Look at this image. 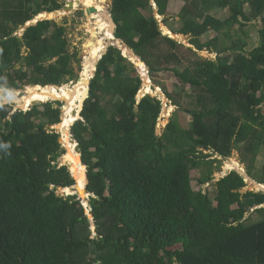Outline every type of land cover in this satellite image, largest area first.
Here are the masks:
<instances>
[{
	"label": "trees",
	"instance_id": "trees-1",
	"mask_svg": "<svg viewBox=\"0 0 264 264\" xmlns=\"http://www.w3.org/2000/svg\"><path fill=\"white\" fill-rule=\"evenodd\" d=\"M111 1L115 37L140 56L152 78L179 80L173 92L154 83L191 116L189 127L174 112L162 134L156 133L162 100L149 93L137 99L141 77L111 45L90 81L84 120L72 125L93 195L92 238L79 196L57 195L58 188L76 184L66 165L54 167L66 152L60 133L47 125L61 122L62 109L44 103L42 109L32 105L12 112L1 105L0 264H264V221L247 226L245 219L264 205V192L242 191L247 182L233 170L215 182L212 199L194 189L190 174L203 167L199 183L211 182L213 164L220 160L212 157L231 156L242 144L252 152L248 175L264 183V166L254 174L264 144V0H185L181 27L165 18L164 23L191 36L193 46L161 30L153 2L166 17L169 0ZM60 8L56 0H0V89L72 80L77 54L70 53L63 26L46 34L55 23L43 19L16 34L38 13ZM212 8H228L229 16L217 18ZM251 15L263 20L262 40L248 53L242 38L230 46H222L219 35L201 41L210 30L242 24ZM205 48L216 59L192 58ZM184 60L191 65L180 70Z\"/></svg>",
	"mask_w": 264,
	"mask_h": 264
},
{
	"label": "rangeland",
	"instance_id": "rangeland-1",
	"mask_svg": "<svg viewBox=\"0 0 264 264\" xmlns=\"http://www.w3.org/2000/svg\"><path fill=\"white\" fill-rule=\"evenodd\" d=\"M42 1L43 0H38V3H42ZM56 1L61 4V8L59 10H62L63 2H66L68 0H56ZM90 1H93L97 5H103V6L90 7L89 5H86L82 2L77 3L78 5L75 6V0H74L73 1L74 8L70 9V11L68 9H66L68 11H65L66 13L65 12L62 13L61 16H57V15L47 16L45 13H40V14L35 16V18H37V19H40L43 17L44 19H50L55 23L53 26H51L46 31V34H51L54 27L63 26L65 28L64 37H66L68 40V49H69L71 54H73L74 52H76V54H77L72 59V66H73V71H74L73 78H72V80H70L69 82H67L66 84H63V85H69V84L73 85L74 83H78L79 80L82 79L84 72H85V64L84 63L87 61L88 57H89V59L92 58L93 50L95 49L96 44L99 42V46L103 45L102 36H105L106 38H111V37H108L106 35L107 28L106 27L104 28L105 23L110 22V25L112 26L111 27V33L113 32V30H112L113 25L111 23V18H110V16H111L110 7H111L112 1L111 0H108L105 2H101V0H90ZM49 5L50 4H47L46 6H49ZM184 5H185V0H169L168 7H167V14L165 15L166 17H164L163 15H159L157 13V7L153 6V8H154L153 14L158 19V21L160 22V28L164 34L170 36V34H167L165 32V28L169 29V27L167 25H165L164 18H165V20H167L168 25L171 24L176 29H179L181 27L182 20L180 19L179 15L183 10ZM31 7L33 9H35L34 5H32ZM102 7H104V8H102ZM90 8H94L97 12L92 17H90L91 16V14L89 12ZM250 9H251V6L247 3L245 5V10L247 11V13H251ZM228 10H229L228 8H224V9L223 8H212L210 13L212 15H214L215 17L224 20L229 16ZM54 11H57V10H54ZM54 11H52V12H54ZM99 12H101V13H99ZM100 15L101 16H108L107 17L108 19H106L104 22H100L99 21ZM262 27H263L262 18L260 16L254 17L251 15V20L247 21V22L243 20L242 24H239V23L234 24L231 28L225 27V28H223V30H221L219 32H216L214 30H210L209 32L205 33L201 37V41L207 42V41L211 40L213 37L219 35L220 44L222 46H225V45L230 46V45H232L233 40L242 38L246 42L245 52L248 53L249 51H251L252 49L257 47L258 45H260L261 40H262L260 31H261ZM24 29H25V27H20L17 30L16 34L20 36ZM170 31H172V30H170ZM89 35H92L93 37H95L96 42L94 44H92L89 48L84 49V44L88 40ZM112 35L114 36L113 33H112ZM170 37H172V36H170ZM173 38L176 39L177 41L181 42V43H184L186 46H193L192 44H190L191 36H189V35L181 34L180 38H175V37H173ZM105 43H107L106 44L107 47L103 53H105L107 51V49L109 48V45L111 43L117 47L118 46L122 47L121 42L117 39H115V41H113V40L109 41L107 39V40H105ZM122 51L125 55L130 57V55L127 54V52H128L127 48L122 47ZM91 54H92V56H91ZM226 54L228 55L231 53H226ZM232 55H233V53L229 56L232 57ZM133 56H134V53L132 52L131 53L132 59H136L137 62L138 61L142 62L141 60H139L138 57L134 58ZM197 56H202V57H206V58L214 60V59H216L217 54H216V52L207 50L205 48L201 51H198L197 54H195L194 57H192V58H195ZM190 60H192V59H190ZM183 62H185L186 64L184 63L180 67V70L182 68H184V66H186L187 64L191 65L189 60H184ZM137 64L139 66L142 65L139 62ZM16 67H18V65ZM142 72L144 73V75H146V80L143 84V87L142 86L140 87V91L137 95V99H139V98L143 97V95L149 93L150 95L157 97L158 99H161L162 104H163L162 112H161L160 117H159L158 122H157L156 133L158 135L162 134V132H163L165 126L167 125V123L169 122L170 118L174 116V112H175V116L178 119V121L180 122V124L183 127H186V128L189 127L190 121L192 119L191 116L187 112H185L181 109H178V107H176L175 105H172V103H170V101H168V99H167L168 97L163 92V90L159 86H157L156 83H154V79H155L157 82L165 84L167 86L168 90L170 92H173L176 89V85H180L179 80L174 76H171L169 78H166V77L162 78L161 76L159 78H152L150 76L151 79L149 80V77L147 76L146 65H145L144 69L142 70ZM160 75H163V73H161ZM68 78L69 77H66V79H68ZM4 89H7V88H1L0 89V106L4 105V104H8L10 106V109L12 112L14 110H17V109L21 110L19 108V104H17L18 102L16 103L15 102L16 100H14V99H16V98L21 99L24 96L25 87L23 89H16V90L9 89L11 91H14V95L12 96V98H9V99H3L2 98V94L4 92ZM185 90L190 91V85L186 86ZM57 101L60 104H56ZM44 103H49L54 108L59 107L60 109H62V113H60L61 122L64 120V118H63L64 117V107H65L64 100L48 99L47 101H43L41 104L38 105L39 109H42V104H44ZM60 105H62V106H60ZM29 108L30 107H28V109ZM78 110H75V111H78ZM262 110L264 112V105H262ZM23 111H25V110H23ZM75 115H77V114L75 113L73 115V120L68 127L69 134L71 133L72 138H74L73 133H72V124L75 120L78 119V118L75 119ZM61 122H59V123H61ZM58 124L47 125V129L50 131L60 133V136L62 137V131H61V129H59L57 127ZM61 144H62V147L65 149V152L67 153L68 152V146H66L63 142H61ZM240 147H241L240 149H233L231 156H225L224 157V156H221V155L216 153V155H214L212 157V158L217 157L221 161L218 160V162H215L213 164V168H216V169H214L213 179L209 183L201 185L198 181V179L201 178V176H202L203 167L201 169H193L190 174H191V177L193 179L192 185H193L194 189H196V190L202 189L203 191H207V193L210 194V197L212 199H214L215 194H216L215 182L218 181L221 177L225 176L230 170L231 171L236 170V171L243 173V175L246 179V182H247L246 187L242 191L245 192L248 190H253V191L261 190V187H257L258 182L256 181V179L254 180L252 177H249L245 172L247 170V163L252 158L251 148L246 146V145L243 146L242 144L240 145ZM207 152H209V151H207ZM66 153L63 154L59 158V160H57V162L54 163V167H55V165H57L58 167H59V165L60 166L65 165ZM80 157H81V154H80ZM244 158L246 159L245 162H243ZM80 162L82 163L81 158H80ZM235 162H237L238 164H235ZM66 163H69V162L66 161ZM220 163H221V165H220ZM254 163H255L254 174L259 176V173L262 172V167L264 166V144L261 146L257 155L255 156V162ZM84 168H85V172H86V166L85 165H84ZM71 169L72 168L69 166L70 171H71ZM71 174L73 175V177L75 178V181H76V184H75L76 193H75V195L79 196V199L82 201L83 206L86 209V214L90 219V224H91L90 228L92 231V238H95L97 235L96 234V225H95V222L93 220V216L90 213L91 212V206L89 205L90 199H91V197H93V195L87 189V186L89 185L88 180H87V183L85 185V188L87 190V196L84 198L76 187L77 179H76L75 175L72 173V171H71ZM67 190H69V191H67ZM262 191L264 192V190H262ZM71 194H74V192L71 191L69 188L68 189L58 188L57 195L60 197H67V196H70ZM245 219H246V225L247 226L261 222V221H264V206L263 207H254L250 213L246 214Z\"/></svg>",
	"mask_w": 264,
	"mask_h": 264
},
{
	"label": "bare ground",
	"instance_id": "bare-ground-1",
	"mask_svg": "<svg viewBox=\"0 0 264 264\" xmlns=\"http://www.w3.org/2000/svg\"><path fill=\"white\" fill-rule=\"evenodd\" d=\"M105 1H108V0H103V1L101 0V2H105ZM80 2H82L86 5H89L90 7L103 6V5H97L96 3H94L93 1H90V0H75V6L78 5L77 3H80ZM102 8H104V7H102ZM92 9H94V8H90V10H89V12L91 14L90 17L94 16L97 13L96 11H92ZM65 11H68V10L62 9L59 11L57 10V11L49 12V13H46V12H41V13H45L47 16H55V15L61 16L62 13H64ZM99 13H101V12H99ZM38 14H40V13H38ZM107 17L108 16H101L100 15L99 21L104 22L106 19H108ZM34 19H37V18L34 17ZM40 19H44V18L42 17ZM105 27L107 28L106 35L108 37H111V38H106L105 36H102L103 45L99 46V42H98L95 46V49L93 48L94 49L93 50V56L91 54L92 58L89 59V57H88V59H87L85 57L87 59V61L84 63L85 64V72H84L82 79L79 80L78 83H74L73 85L69 84V85H61V86H57V85H45V86L33 85V86H30L29 85V86L25 87L24 96L21 99H19V98L14 99V100H16L15 101L16 103L18 102L17 104H19V108L21 110L22 109L27 110L28 107H30L32 101H34V100H42V101H47L48 99L64 100V102H65L64 117H63L64 120L59 124L57 123L58 124L57 127L59 129H61V131H62V137L60 136L58 138H60V141L63 142L66 146H68V152L65 155V159H66V161L69 162L67 164H68V166H70L72 168L71 171L77 179L76 187L84 198L87 196V190L85 188V185L87 183L86 172H85L84 164H82L83 162L82 163L80 162V158H81L80 157V151L77 149V144L72 141V139H71L72 136H71V133L69 134L68 127L73 120V115H74L73 113L75 112V110H78L80 108L83 100L87 97V94H88L87 88H88V84L90 82V79L93 76V70L95 68L96 63L98 62V59L100 58V56L102 54H104L103 52L105 51V49L107 47L106 44L108 42L105 43V40L108 39L109 41H111V40L115 41V38L111 33V27L112 26L110 25V22L105 23L104 28ZM165 32L167 34H170V36L175 37V38L181 37L180 34L173 33L172 31H170L171 32L170 33L168 28H165ZM133 57L136 58V55L134 54ZM140 67L143 70L145 66L141 65ZM13 95H14V91H11L9 89H4V92L2 94V98L3 99H9V98H12ZM77 118H78L77 115H75V119H77ZM235 164H238V163L235 162ZM239 173H242V172H239ZM262 184L263 183H259V184L257 183V187H261V189H264V184L263 185ZM67 191H69V190H67Z\"/></svg>",
	"mask_w": 264,
	"mask_h": 264
},
{
	"label": "water",
	"instance_id": "water-1",
	"mask_svg": "<svg viewBox=\"0 0 264 264\" xmlns=\"http://www.w3.org/2000/svg\"><path fill=\"white\" fill-rule=\"evenodd\" d=\"M73 7V2H70L69 3V6L68 7H65V10L66 9H68V10H70L71 8ZM92 11H96L95 9H92ZM48 13V12H47ZM38 20H41V19H30L26 24H25V27H27V26H30V25H33V24H35ZM111 23H112V25H113V28H112V30L114 31V26H116V24H115V22H114V20H113V18L111 17ZM115 39H117L116 37H115ZM117 40H119L120 42H121V44H122V47L123 48H127L128 49V52H127V54L128 55H130V57L129 56H127V55H125L124 53H123V55L125 56V57H127L132 63H133V65L135 66V68L137 69V71H138V73L140 74V77H141V86L143 87V84H144V82H145V80H146V75H144V73L142 72V68L137 64L138 62H137V60L136 59H132V57H131V53L133 52L135 55H136V57H138L139 58V60H141L142 61V59L140 58V56H138L134 51H133V49H131L126 43H124L122 40H120V39H117ZM96 42V38L95 37H93L92 35H89V37H88V40L85 42V44H84V49H87V48H89L92 44H94ZM112 44V43H111ZM110 44V45H111ZM113 45V44H112ZM119 47V46H118ZM121 50H122V48L121 47H119ZM143 62V61H142ZM144 63V62H143ZM145 64V63H144ZM96 65H97V63H96ZM95 65V68H94V70H93V74L95 75V72H96V68H97V66ZM146 65V64H145ZM146 67H147V76L149 77V75H148V72H149V68H148V66L146 65ZM90 84V83H89ZM88 84V94H87V97L85 98V100L89 97V89H90V85ZM85 100L82 102V104H81V106H80V108H79V110L78 111H75L73 114H77V117H78V119H82V120H84L83 119V116H82V111H83V109H84V102H85ZM43 101L42 100H34V101H32V103H31V105L30 106H32V105H39V104H41ZM173 104V103H172ZM174 105V104H173ZM77 119V120H78ZM74 124V123H73ZM72 124V125H73ZM71 129V128H70ZM58 141H60V138H58ZM72 141L73 142H75L76 144H77V149L80 151V154L82 153V147L79 145V143L74 139V138H72ZM61 142V141H60ZM65 165L69 168V166H68V164L66 163V161H65ZM62 166V165H61ZM86 166V165H85ZM55 167L56 168H58V166L57 165H55ZM59 167H60V165H59ZM86 178H87V180H88V183H89V177H88V168H87V166H86ZM71 191H73L74 192V194H71V196L72 195H75V193H76V188H75V185L73 186V187H70L69 188ZM262 190H264V189H262Z\"/></svg>",
	"mask_w": 264,
	"mask_h": 264
},
{
	"label": "clouds",
	"instance_id": "clouds-1",
	"mask_svg": "<svg viewBox=\"0 0 264 264\" xmlns=\"http://www.w3.org/2000/svg\"><path fill=\"white\" fill-rule=\"evenodd\" d=\"M73 1H74V0H68V1H66V2H65V5H64V6L62 5V6H63L62 9H65V7H68V6H69V3H70V2H73ZM153 5L156 6V4H155L154 2H153ZM72 8H74V3H73V7H72ZM72 8H71V9H72ZM58 11H59V10H58ZM40 13H41V12H40ZM46 13H47V12H46ZM48 13H49V12H48ZM110 14H111V13H110ZM35 16H36V15H35ZM35 16H34V17H35ZM34 17H33L32 19H34ZM111 17H112V14H111L110 18H111ZM112 18H113V17H112ZM41 20H42V19H41ZM113 20H114V19H113ZM157 20H158V19H157ZM28 21H29V20H28ZM28 21H27V22H28ZM27 22H26V23H27ZM114 22H115V21H114ZM26 23H25V24H26ZM23 27H25V25H24ZM25 28H26V27H25ZM114 29H115V26H114ZM112 33L114 34V31H113ZM114 37H115V35H114ZM117 39H118V38H117ZM111 45H112V44H111ZM111 45H109V47H110ZM113 46H115V45H113ZM116 47H117V46H116ZM118 48H119V47H118ZM119 49H120V48H119ZM107 50H108V49H107ZM105 53H106V52H105ZM122 53H123V51H122ZM101 57H102V56H101ZM101 57H100V58H101ZM99 60H100V59H99ZM99 60H98V61H99ZM97 63H98V62H97ZM144 63H145V62H144ZM145 64H146V63H145ZM96 66H97V65H96ZM138 74H139V73H138ZM139 75H140V74H139ZM148 75H149V72H148ZM93 77H94V75H93ZM93 77H92V78H93ZM150 79H151V78H150V75H149V80H150ZM90 81H91V80H90ZM89 83H90V82H89ZM38 85H39V84H38ZM60 86H61V85H60ZM14 90H16V89H14ZM143 96H144V95H143ZM166 98H167V97H166ZM139 99H140V98H139ZM139 99H138V100H139ZM167 99H168V98H167ZM168 101H170V100L168 99ZM170 103H171V101H170ZM172 105H173V104H172ZM232 171H233V170H232ZM235 171H236V170H235ZM230 172H231V171H229L227 174H229ZM245 172H246V174L248 175L247 171H245ZM227 174H226V175H227ZM240 174H241V173H240ZM241 175H242V174H241ZM242 176H243V175H242ZM248 176L251 177L250 175H248ZM243 177H244V176H243ZM244 178H245V177H244ZM253 179H254V178H253ZM245 180H246V179H245ZM254 180H255V179H254ZM256 181H257V180H256ZM257 182H258V181H257ZM258 183H260V182H258ZM263 184H264V183H263ZM259 191H262V189L259 190ZM263 206H264V205H262V206H260V207H263Z\"/></svg>",
	"mask_w": 264,
	"mask_h": 264
},
{
	"label": "crops",
	"instance_id": "crops-1",
	"mask_svg": "<svg viewBox=\"0 0 264 264\" xmlns=\"http://www.w3.org/2000/svg\"><path fill=\"white\" fill-rule=\"evenodd\" d=\"M169 30V29H168ZM169 32H170V30H169ZM171 33V32H170ZM181 35V34H180ZM144 66V65H143ZM231 171V170H230ZM242 175H243V173H241ZM244 176V175H243Z\"/></svg>",
	"mask_w": 264,
	"mask_h": 264
},
{
	"label": "flooded vegetation",
	"instance_id": "flooded-vegetation-1",
	"mask_svg": "<svg viewBox=\"0 0 264 264\" xmlns=\"http://www.w3.org/2000/svg\"><path fill=\"white\" fill-rule=\"evenodd\" d=\"M65 5V2H63V6Z\"/></svg>",
	"mask_w": 264,
	"mask_h": 264
}]
</instances>
